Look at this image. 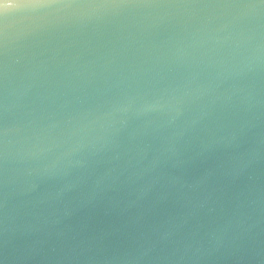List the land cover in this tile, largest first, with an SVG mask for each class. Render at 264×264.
<instances>
[{"label":"water","instance_id":"1","mask_svg":"<svg viewBox=\"0 0 264 264\" xmlns=\"http://www.w3.org/2000/svg\"><path fill=\"white\" fill-rule=\"evenodd\" d=\"M172 228L152 264H264V0L9 9L0 264H104Z\"/></svg>","mask_w":264,"mask_h":264},{"label":"clouds","instance_id":"2","mask_svg":"<svg viewBox=\"0 0 264 264\" xmlns=\"http://www.w3.org/2000/svg\"><path fill=\"white\" fill-rule=\"evenodd\" d=\"M175 234V228L167 230H154V237H148L144 234H141L137 240L135 247L131 251L124 252L119 256H114L107 259L104 264H152L154 258L150 256V253L154 250L155 246L159 242H168ZM180 243V242H178ZM184 251L187 252L193 247V242H183ZM219 246V245H218ZM196 252L200 251L199 247H196ZM184 257L181 256L176 260H173L169 257L162 258V264H181Z\"/></svg>","mask_w":264,"mask_h":264},{"label":"snow or ice","instance_id":"3","mask_svg":"<svg viewBox=\"0 0 264 264\" xmlns=\"http://www.w3.org/2000/svg\"><path fill=\"white\" fill-rule=\"evenodd\" d=\"M40 0H11V4L14 7H6L9 4V0H0V16L7 14L9 9H21L37 6Z\"/></svg>","mask_w":264,"mask_h":264}]
</instances>
